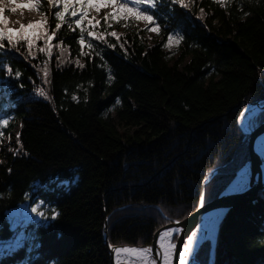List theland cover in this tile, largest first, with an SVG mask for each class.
<instances>
[{
  "label": "trees",
  "instance_id": "trees-1",
  "mask_svg": "<svg viewBox=\"0 0 264 264\" xmlns=\"http://www.w3.org/2000/svg\"><path fill=\"white\" fill-rule=\"evenodd\" d=\"M184 3L142 4L160 27L152 43L144 28L120 29L92 11L100 22L93 31L105 38L85 33L82 46L75 25L55 29L59 9L46 0L41 11L56 32L51 57L39 52L42 39L34 56L25 42L17 50L5 41L0 120L17 118L19 130L9 160L0 161V244L21 239L0 264H110L106 218L111 244L152 243L164 225L197 209L215 168L205 204L250 160L239 119L250 102H264V0ZM169 36L180 37L176 57ZM263 121L264 109L253 128ZM23 203L47 205V219L12 226L27 216L9 215ZM211 250L206 240L192 264H209ZM213 264H264V189L225 213Z\"/></svg>",
  "mask_w": 264,
  "mask_h": 264
},
{
  "label": "snow or ice",
  "instance_id": "snow-or-ice-1",
  "mask_svg": "<svg viewBox=\"0 0 264 264\" xmlns=\"http://www.w3.org/2000/svg\"><path fill=\"white\" fill-rule=\"evenodd\" d=\"M45 0H19L20 5L26 6L30 11H37L43 16L41 21L36 23H29L27 25L21 24L19 30L9 29L7 27L8 21L6 18H0V49L5 47V41L7 45L10 46L12 49H17V45L21 43V41L25 42L28 48L29 55L34 56V52L32 51L36 41L43 40L44 46L39 48V52L44 53L46 56L51 57L53 45L51 41L55 39L56 32L52 31L51 33L47 30V16L41 12V7ZM133 4L136 5L135 8L128 7L126 3H122L121 0H46L47 5L50 8H58L59 10L55 11L54 16L57 21L55 25V29L59 30L63 24L67 23L68 28L70 30H75L73 25L79 28V44H85V33L88 34L90 37H94L97 40H104L103 34H96L94 33V29L99 25V21L95 20L94 16H90V12L95 11L99 12L100 8L108 7L113 9L111 13L106 14L105 22L109 19L118 20L121 17V13L124 14V17H128L129 15L134 16L136 20L143 19L146 23H153L155 24V20L153 19L152 15L146 14L140 10V5L147 4L149 7L155 8L156 7V0H131ZM171 4L179 5L183 8H188L190 5L184 3V0H168ZM217 3H224L225 0H216ZM8 3L11 5V10L15 11L17 3L16 0H8ZM4 10V0H0V13H3ZM203 12V9H201ZM79 17L78 19L72 20L71 22L68 21V18L72 17ZM87 21V24L85 23ZM32 30V31H29ZM152 31L159 32V26L157 25L155 28L151 29ZM112 37H117L116 32H111L110 34ZM173 37H168V45L170 46L173 42ZM180 37H176L177 42L179 41ZM109 47H114L113 45H108ZM56 47L61 49V55L63 56L64 52L66 51L62 47V43L56 45ZM88 48H92L93 46L89 43L87 45ZM123 47V45H121ZM18 50V49H17ZM88 53L82 52V55H87ZM63 62V61H61ZM6 72L8 76H13L14 70L11 67H7ZM20 73L15 72V76L19 77ZM47 75V66H45V76ZM38 95L44 98H47V94L43 89H38ZM76 99V97H73ZM0 125L7 126L8 120H0ZM262 150H264V144H262ZM31 211L33 213H37V208L32 207ZM39 216L45 217L43 212L38 213ZM56 216L53 215L52 219H55ZM47 219V217H45ZM178 232H182V229H177ZM195 233L190 235L186 243L184 244L182 250L179 253V262L180 264H186V257L192 252L193 250V243L195 238ZM172 232L165 231L163 236L160 237L161 241H163L167 237H171ZM18 246L15 243L0 246V255L5 254L6 252H10L14 250V247ZM161 248L163 249L164 253V264H168L169 257L173 253L176 248L175 244H163L161 243ZM151 251L150 249H129V248H119L116 250L117 255L119 253H133L145 261V264H149L148 260V252ZM119 264V262H118ZM150 264H157L155 260H152Z\"/></svg>",
  "mask_w": 264,
  "mask_h": 264
},
{
  "label": "water",
  "instance_id": "water-1",
  "mask_svg": "<svg viewBox=\"0 0 264 264\" xmlns=\"http://www.w3.org/2000/svg\"><path fill=\"white\" fill-rule=\"evenodd\" d=\"M251 105L260 106L264 109V104H260V100L256 102H251ZM242 116V115H241ZM248 140L250 142V160L246 163H250L251 166V179L246 188L240 191H231V186L233 185L234 179L229 183V185L211 202L205 204V186L206 184L214 177L215 173L218 171V168H215L209 177L205 178L203 181V189L200 196L199 206L195 211L190 213L184 219L174 220L161 229H159L153 237L152 243L144 245H134V244H111L108 239V221L105 220L104 225V239L108 245L109 255H110V264H118L116 260L117 252L119 248H148L151 250L152 259L161 264L162 262V248L160 245V237L163 236L165 231L172 232V237L176 236L174 244L176 245L174 252V264H180L179 262V253L182 250L184 244L186 243L187 238L192 235L204 222V220L214 212H220V217L218 221V227L216 231L215 241L212 244L211 250V260L209 264H213L214 261V249L216 237L219 229V225L224 217L225 213L240 199L248 196L256 195L260 189H264V153L260 146V140L264 136V121L254 127L250 132H247ZM11 218L18 217L21 218L22 209L18 206L11 208L9 211ZM177 229H182V232H178ZM207 240L205 238L198 247H196L193 252L186 257V264H192L195 260L196 254L201 247V245ZM119 264H121L119 262Z\"/></svg>",
  "mask_w": 264,
  "mask_h": 264
},
{
  "label": "rangeland",
  "instance_id": "rangeland-1",
  "mask_svg": "<svg viewBox=\"0 0 264 264\" xmlns=\"http://www.w3.org/2000/svg\"><path fill=\"white\" fill-rule=\"evenodd\" d=\"M93 2L95 3V0H93ZM121 2L126 3L128 5V7H132V8L136 7V5L131 2V0H121ZM16 3H17L16 9H15V11H12L11 5L8 3V0H4V10H3V13H0V17L6 18L11 26L17 27V26L21 25L22 23H30L36 19L43 18V16L40 14V12L30 11V10H28V8L26 6L20 5L19 0H16ZM140 10L142 12L150 15V12L148 10L143 9L142 5H140ZM112 11H113V9L102 6L98 13L95 11H93V12L95 14H97L98 16H101V15H106L108 13H111ZM121 17L122 18L115 20V22H114L115 26L120 27V29L125 28V27H136L138 30H140V28H144L143 36L150 43L155 42L156 40H159L162 37L161 31L155 32V31L151 30L157 26L156 23L155 24L146 23L145 21H143V19L136 20L135 17L131 16V15H129L128 17H124L123 13H121ZM159 29H160V27H159ZM173 38H174L173 42L170 46L168 45V42H167L166 49L169 51L170 55H174L176 57V56H178V54L180 52V41L177 42L176 38L175 37H173ZM251 107H253V108H251ZM255 107H256V105H251L250 107H248L243 116H246L251 111H254ZM258 109L261 110L260 107ZM254 114H256V112ZM243 119H244V117H242V121H243ZM254 119L255 118L250 120V124H249L250 128H251V126L254 125ZM7 120H8V125L4 126V127H10V125H11V129L9 131L5 130L4 127L2 128L0 125V152H2V157L0 158V161L3 163H6L10 158V153L12 151V143L15 139L14 135L19 130L17 118L9 117ZM251 122H253V125H251ZM40 205H41L40 203H38L36 205H31L30 203L21 204L20 205L21 209H22L23 213H26L27 216H26V218H24L23 221H21L23 223H17L16 218L12 219L13 220L12 226L24 227L33 218H38V219L42 218L41 216L38 215V213L43 212L45 214L46 209H47V205H45V204L43 205V211L39 210ZM32 207L37 208V213H33L31 211ZM45 217H43V219H45ZM20 239L21 238L18 237L16 240H18V242H19ZM15 241L4 242L3 244H0V246L13 244V243H15Z\"/></svg>",
  "mask_w": 264,
  "mask_h": 264
},
{
  "label": "bare ground",
  "instance_id": "bare-ground-1",
  "mask_svg": "<svg viewBox=\"0 0 264 264\" xmlns=\"http://www.w3.org/2000/svg\"><path fill=\"white\" fill-rule=\"evenodd\" d=\"M256 112V114H259V109L254 111H251L248 115L243 116L244 119L242 121V124H250L251 116ZM254 114L253 116H255ZM253 121V120H252ZM251 125H253V122H251ZM264 144V136L260 140V146ZM262 149V147H261ZM264 153V150H262ZM251 179V166L250 163L245 164L236 174L235 180L233 182V185L231 186V191H240L247 187ZM220 217V212H214L208 216L204 222L200 225V227L194 232L195 238L193 243V250L199 246V244L207 238L212 244L215 241L216 231L218 227V221ZM171 231V230H169ZM174 237V236H173ZM173 237H167L163 241L160 239V245L163 244H174ZM132 249V248H129ZM135 249H148V248H135ZM192 250V252H193ZM163 251V249H162ZM191 252V253H192ZM190 253V254H191ZM189 254V255H190ZM148 260L149 264L153 260L151 251L148 252ZM188 255V256H189ZM116 260L120 262L121 264H145V261L140 258L139 256L133 254V253H119V255H116ZM161 264H164V253L162 254V262ZM168 264H174V252L169 257Z\"/></svg>",
  "mask_w": 264,
  "mask_h": 264
},
{
  "label": "built area",
  "instance_id": "built-area-1",
  "mask_svg": "<svg viewBox=\"0 0 264 264\" xmlns=\"http://www.w3.org/2000/svg\"><path fill=\"white\" fill-rule=\"evenodd\" d=\"M251 106V104L250 105H248L247 107H246V109L248 108V107H250ZM251 108H253V107H251ZM246 109H245V111H246ZM255 109L256 110H258V108L257 107H255ZM240 128L242 129V131H244V132H248V131H250V127H249V125L248 124H242V121L240 122Z\"/></svg>",
  "mask_w": 264,
  "mask_h": 264
}]
</instances>
